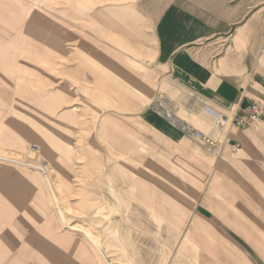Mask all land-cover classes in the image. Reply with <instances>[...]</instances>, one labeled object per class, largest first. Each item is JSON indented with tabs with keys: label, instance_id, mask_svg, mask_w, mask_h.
<instances>
[{
	"label": "rangeland",
	"instance_id": "374dc122",
	"mask_svg": "<svg viewBox=\"0 0 264 264\" xmlns=\"http://www.w3.org/2000/svg\"><path fill=\"white\" fill-rule=\"evenodd\" d=\"M34 3L0 0V153L48 169L68 223L44 172L0 161V264H201L197 208L216 178L208 151L191 137L175 144L160 115L133 114L153 97L147 74L137 76L149 102L132 95L137 82L111 63L120 48L91 47L97 32L74 31L72 17L40 15ZM78 232L99 237L111 259Z\"/></svg>",
	"mask_w": 264,
	"mask_h": 264
},
{
	"label": "crops",
	"instance_id": "0c3cea01",
	"mask_svg": "<svg viewBox=\"0 0 264 264\" xmlns=\"http://www.w3.org/2000/svg\"><path fill=\"white\" fill-rule=\"evenodd\" d=\"M47 1L49 7L44 6ZM116 1L41 0L40 15L72 17L74 31L97 32L95 38L89 35L91 47L120 48L111 63L121 65L122 78L137 82L132 95H141L145 102L149 98L137 75L147 74L144 85L153 103L138 105L134 115L156 122L160 115L172 126L175 144L191 137L185 128L220 143L221 151L214 156L201 151L216 177L197 208L203 226L194 228L208 241L207 248L202 246L201 264H264V121L248 129L233 125L251 103L264 107V0H126L114 8ZM46 26L55 34V47L65 46L63 31L48 22L43 31ZM73 37L78 39L77 34ZM42 42L47 45L46 39ZM133 69L138 71L135 76ZM127 92L124 85L123 94ZM223 117L226 122L219 129L216 121ZM235 145H240L238 151ZM0 161L21 163L1 153ZM23 163L49 176L46 167ZM49 181L60 211L61 189ZM78 233L101 261L111 259L99 237Z\"/></svg>",
	"mask_w": 264,
	"mask_h": 264
},
{
	"label": "built area",
	"instance_id": "2783aa9c",
	"mask_svg": "<svg viewBox=\"0 0 264 264\" xmlns=\"http://www.w3.org/2000/svg\"><path fill=\"white\" fill-rule=\"evenodd\" d=\"M261 121H264V107L258 103H251L243 109L240 115L234 118L233 125L239 129H248ZM225 122L226 119L224 117L220 118L216 121V127L220 129L224 126ZM185 131L198 141L208 152L218 154L221 151L220 143L210 135L202 131H193L186 128ZM234 149L238 151L240 145H235Z\"/></svg>",
	"mask_w": 264,
	"mask_h": 264
},
{
	"label": "bare ground",
	"instance_id": "6f19581e",
	"mask_svg": "<svg viewBox=\"0 0 264 264\" xmlns=\"http://www.w3.org/2000/svg\"><path fill=\"white\" fill-rule=\"evenodd\" d=\"M20 164L23 165L24 163L21 162V163H19V165H20ZM23 166H25V165H23ZM41 168H42V167H41ZM44 173H45L46 178H47V181L49 182V185H50L49 176H48V174L46 173V171H44ZM56 196H57V199H58V200H56V202L59 204V203H60L59 195L56 194ZM60 205H61V203H60ZM59 209H60V213H61V216H62V220H63V222H64V223H68L67 218H66V216L68 215V212L66 211L67 209L64 208L63 206H62V207H59ZM72 229H74V228H72ZM80 231H81V230H80ZM82 231L84 232V230H82Z\"/></svg>",
	"mask_w": 264,
	"mask_h": 264
}]
</instances>
